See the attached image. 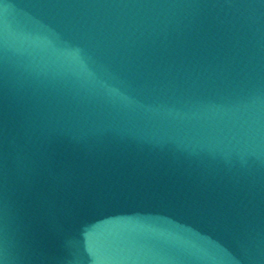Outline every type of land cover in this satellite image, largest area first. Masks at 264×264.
Returning <instances> with one entry per match:
<instances>
[{"label":"water","instance_id":"95a60500","mask_svg":"<svg viewBox=\"0 0 264 264\" xmlns=\"http://www.w3.org/2000/svg\"><path fill=\"white\" fill-rule=\"evenodd\" d=\"M0 264H264V0H0Z\"/></svg>","mask_w":264,"mask_h":264}]
</instances>
